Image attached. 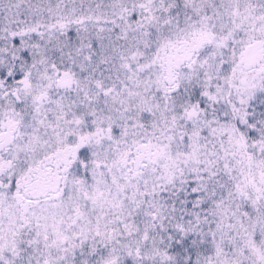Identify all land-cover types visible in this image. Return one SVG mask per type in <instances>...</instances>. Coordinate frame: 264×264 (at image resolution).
<instances>
[{
  "label": "snow or ice",
  "instance_id": "6c2138e0",
  "mask_svg": "<svg viewBox=\"0 0 264 264\" xmlns=\"http://www.w3.org/2000/svg\"><path fill=\"white\" fill-rule=\"evenodd\" d=\"M0 264H264V0H0Z\"/></svg>",
  "mask_w": 264,
  "mask_h": 264
}]
</instances>
